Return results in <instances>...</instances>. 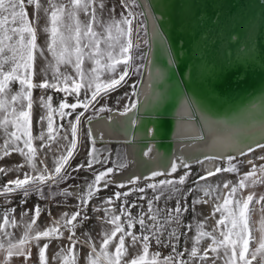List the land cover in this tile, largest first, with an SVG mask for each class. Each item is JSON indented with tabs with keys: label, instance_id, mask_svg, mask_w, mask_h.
Masks as SVG:
<instances>
[{
	"label": "snow or ice",
	"instance_id": "snow-or-ice-1",
	"mask_svg": "<svg viewBox=\"0 0 264 264\" xmlns=\"http://www.w3.org/2000/svg\"><path fill=\"white\" fill-rule=\"evenodd\" d=\"M34 8L33 18L30 20L27 12V7ZM105 5L103 0L97 3V0H48V7H44L41 0H0V126L4 127L8 133L9 140H5L4 146L0 149V158L10 154L9 148L19 152L26 158V161L31 164L33 172L38 174L30 175L24 173L23 179L17 178L9 181L0 193L8 194L20 190L27 197L33 190L40 192L43 196L41 185L47 184L49 181L58 184L60 181L67 178V173L62 174L65 165L69 158L73 155V150L77 147V126L81 123V117L84 112L88 111L90 106L94 107V102L99 103L97 99L100 96H107L109 91H114L116 87L121 86L122 82L126 83V77H129V69L132 74L139 72L141 66H134V56L132 49L135 47L131 35L133 32L132 22L135 14L129 12L128 15H121L120 19L110 18L108 22H104L102 17L98 18V9L102 11ZM124 7H128L127 4ZM43 10L48 17V24L44 31L49 34L47 41V51L51 53L53 61H49L45 69V79L40 83H34L35 76V61L37 56H44V49L38 43L37 25L39 22V13ZM83 14L87 19L81 20ZM97 29H100L99 31ZM103 45V47H102ZM142 58V57H141ZM90 61L92 67L85 69V61ZM123 64L124 70L116 76L109 79L101 80V74L105 70L116 72L117 65ZM7 66V67H6ZM61 66L65 68L71 67L72 73L67 71L62 72ZM48 69L52 70V82L47 79ZM18 82L20 90L15 94L11 92V84ZM131 97L138 95L136 84L132 86ZM34 88L49 89L63 92L65 97L74 96L76 102L67 103L66 99L61 101L58 108H53L51 104L52 97H41V105L46 111L45 116L40 117V122L47 121V136L44 131L36 137L41 141L47 139L48 142L56 140V129L53 127V113L58 112L61 118L71 116L72 112H66V109L75 111L78 107L84 111L79 112L75 117V122H70L71 135L73 139L69 142L66 153H62L55 161V167L49 171L47 166L43 169H38L33 163L38 149L33 146L32 126V90ZM84 91V99L81 100V90ZM90 93V95H89ZM124 106L122 115H126L137 108V101L132 100ZM26 100V106L23 101ZM17 101L21 103L18 105ZM19 108V110H18ZM106 108V106H105ZM105 108H100L99 111H104ZM111 111V109H107ZM264 117V96L252 101L248 107L241 110L239 113L233 114L230 118L213 119L207 117L208 123L215 126L224 127H245L251 130V126L247 121L256 113ZM89 121L91 117L88 118ZM135 121H133L134 123ZM13 125L15 131L9 132L8 126ZM60 128L63 125H59ZM260 139L264 140V119L261 120V126L258 132ZM91 137V129L88 131ZM23 139V148L19 146V141ZM64 139H67L65 136ZM197 139H204L203 136H198ZM93 147L89 152L87 167L92 168L93 163H100V160L95 155V141L92 140ZM239 141L233 140L230 136L224 138H216L209 144L221 154L227 150H235ZM227 145V147L223 146ZM257 148L264 149V143H257ZM27 149V151H25ZM150 151V150H149ZM255 149L248 148V152H253ZM147 154V153H145ZM246 153L241 152V155ZM226 159L228 167H215L214 169L206 170L204 175H201L194 184L199 185L200 181H207L209 177L216 176L221 172H238L237 165L233 163L235 156L223 155L205 156L204 160L214 161ZM264 160V156L260 157ZM197 163H203V160H198ZM252 164L251 170L241 176L238 183L231 185V182L223 184L224 189H228L225 195H218L216 199L220 201L215 205L214 213H220L221 218L217 220V228L212 232L203 231V223L197 225V235L194 237V244L190 250L191 258H199L201 261L209 259V252L213 253L211 258L212 264H216L217 259L223 258L224 264H264V195L257 198L254 191H249L247 195H243V190L254 188L256 185H264V163L259 166ZM127 165L120 163L119 168H124ZM23 167L18 165L17 168ZM79 167L83 168L84 165ZM178 167L185 169L190 168V164L182 158L172 162L170 165L171 172L177 171ZM114 168H107L94 174V180L89 183L87 191L78 195L81 204L87 205L95 192L99 191V185L103 181L104 187L114 183L109 176L114 171ZM6 169L0 168V173L6 174ZM163 175L161 172H152V178ZM190 172H185L178 180L164 179L158 183H149L147 188L152 189L155 195L148 201V210L146 213H141L138 217H133L127 207L122 206L120 214L116 215L114 209H104L110 218H105V222L112 225L110 231L104 233L102 245L97 251L94 244H91V252L87 256L88 264H188L182 259L183 253L176 252V245L172 244L173 240L179 241L178 229L181 225L180 217L184 212L188 211V206H182L181 200H186L187 195L194 191H200L204 197L213 195L219 190V185L213 189L211 186H202L199 188H189L187 192L183 191V185L186 183ZM140 177H132L127 181V184L133 185L127 192H116L114 198L119 200L124 197L123 205H127V197L132 192L144 193V187H136ZM10 185H14L11 187ZM120 188L126 187L125 183L118 185ZM172 199L177 197L176 206L172 209H160L154 207V202L159 201L161 197ZM241 193L240 195H237ZM65 196L72 195L67 189L62 193ZM143 199L144 197H140ZM260 205L250 207L253 202ZM107 204L113 203V197L108 198ZM207 203V200L201 198L193 199L192 206L195 210V205ZM133 207L136 205L133 204ZM79 207V206H78ZM14 211V210H13ZM259 211L261 219L259 235H253V229L250 227L252 213ZM41 209L36 206L34 209V218L30 223L25 224V231L22 238L14 240L12 233L4 230L5 226L11 224L16 226L15 221H10L9 216L5 213L3 224L0 225V264H9L13 257H24L26 260L30 258V243L36 242L38 246L39 264H48L46 257V249L48 244L45 243L39 247V240L43 238H60L63 236L61 225H63L71 234L68 236L70 241H73L72 247L67 249L72 252L78 241L74 240L76 224L78 217L86 220L87 216H82L80 210L74 212L69 217L68 213L63 214L60 221H53V226L43 231L33 232V225L36 224V218L39 217ZM126 217L125 223H121V217ZM147 217V221L145 219ZM150 221V223H149ZM127 225V229L125 227ZM139 224L141 232L137 235L132 229ZM175 224L176 227H171ZM71 226L70 228L68 226ZM220 226H223L222 228ZM191 230V225L188 226ZM169 229H171L169 231ZM218 235L214 234L217 233ZM167 233V242L172 247L175 255L159 259L160 253H153L149 256L150 241L155 240L157 244H162L165 241L162 237ZM119 234V236H118ZM118 236V239H117ZM208 237L211 239V244L200 254L199 244L202 238ZM126 238H129V244L126 246ZM115 241L114 251L110 252L109 245ZM87 243V241H85ZM139 245L142 249V254H136L130 258L129 247L135 248ZM250 245H254L251 246ZM62 252L65 250L62 249ZM187 251V249H186ZM58 257L60 254H57ZM64 264H69V257H64ZM71 264H76V258L71 257Z\"/></svg>",
	"mask_w": 264,
	"mask_h": 264
},
{
	"label": "bare ground",
	"instance_id": "bare-ground-1",
	"mask_svg": "<svg viewBox=\"0 0 264 264\" xmlns=\"http://www.w3.org/2000/svg\"><path fill=\"white\" fill-rule=\"evenodd\" d=\"M137 1L145 17L149 48L134 97L137 108L126 115L113 109L88 123L92 139L106 146L124 144L135 163L133 170L114 182L147 178L154 171L167 173L178 158L195 164L201 175L220 162L227 163L226 159L204 160L206 155L235 156L249 172L248 161L256 164L253 154L264 156V149L256 147L264 143L258 134L264 117L258 112L253 115L247 121L251 130L210 125L206 118H230L264 96V0ZM216 39L219 43L213 49ZM228 136L239 141L235 150L221 154L209 146L212 140ZM249 147L255 151L248 152ZM147 149L150 157L145 156ZM218 175L200 181L199 187L211 186ZM226 182H231L229 177L219 181L218 195L228 192L223 188ZM201 197L207 200L198 204L202 207L213 203L215 208L220 203L214 193L204 197L199 191L197 198ZM91 244L82 242L85 252H91ZM209 244L210 238H202L198 247L203 251ZM205 261L212 264L211 258Z\"/></svg>",
	"mask_w": 264,
	"mask_h": 264
},
{
	"label": "rangeland",
	"instance_id": "rangeland-1",
	"mask_svg": "<svg viewBox=\"0 0 264 264\" xmlns=\"http://www.w3.org/2000/svg\"><path fill=\"white\" fill-rule=\"evenodd\" d=\"M100 0H97L99 3ZM41 3L44 7H48V0H41ZM105 5L104 9L100 11L98 9L97 16L98 18L103 19L104 22H108L110 18L120 19L121 15H128L129 12L135 14V18L132 22L133 32L131 35V39L135 45L132 49V55L134 56L133 65L141 66L140 70L136 74H132V70L129 69L130 75L126 77V83L121 84V86L116 87L114 91H109L107 96H100L97 99L99 103L94 102V107L90 106L88 111L84 112V116L81 117V123L77 126V147L73 150V155L69 158L68 163L65 165V169L62 170V174L67 173V178L65 180L60 181L58 184L51 183L49 181L47 184L41 185V189L43 192V196L38 191H31L27 197L23 195V192L17 190L12 193L2 194L0 193V225L3 224V217L5 213L8 214L10 221H15L16 226L13 227L11 224L5 226L4 230L12 233V238L14 240H19L22 238L23 233L25 231V224L30 223L34 218V209L36 206H39L41 209L40 215L36 218V224L33 225V232L39 230L43 231L47 228L53 226V221L62 220L63 214L68 213L69 217L72 213L80 210L82 212V216H87L88 219L84 220L81 217L77 218V221L73 223L76 224L75 228V237L74 240L78 241L76 243L75 248L72 252H68L67 249L72 247L73 241L65 237V235H70L71 233L61 225V231L63 232V236L60 238H41L38 242L39 247H42L45 243L48 244V248L46 249V257L48 264H64V257H69V264H71V257L74 255L76 258V264H88L87 256L89 252H85L83 249L82 242L90 241L93 243L97 249L100 250L102 245V240L104 238V233L106 231H110L113 227L112 225L105 222V218H110L109 215L104 211V209H114L115 214L119 215L122 206L127 207L131 212L133 217H138L142 212L146 213L148 210V201L153 198L155 193L152 189L146 187L149 183H158L160 180L164 179H172L178 180L180 176L184 175L185 172H190V175L186 181V183L182 186L183 191L187 192L189 188H199V185L194 184V181L198 180L201 176V172L197 169L195 164H190V168L185 169L183 167H178L177 171L172 173L171 170L167 173H163V175L152 178V176L140 179L136 187H144L145 192H132L126 199L128 201L127 205H123L124 197L117 200L114 198V194L116 192H127L129 191L133 185L126 184V187L120 188L119 184L115 182L109 184L107 187H104L103 181L99 185V191L95 192L91 200L87 205L81 204L78 199L79 194H83L87 191V185L94 180V174L99 173L100 171H104L107 168L118 169L120 163H125L127 166L124 168H119L110 174L109 178L114 181V179L119 175H124L125 173L131 171L135 167L134 161H131L128 157L127 148L124 144H114L112 146H106L98 142V140H94V147L96 149L95 155L100 160V163H93L91 169L87 167L89 152L93 147L92 137H89V117H91L90 121L96 120L100 117L106 116L110 114L113 109L124 110V106L130 103V97L132 93V85L136 84V90L138 91L139 85L143 78L144 66L146 63V56L149 50L146 31V22L139 2L137 0H103ZM127 4L128 7H124ZM27 12L29 19L33 18L34 8L32 6L27 7ZM39 22L37 25V34L38 45L44 49V56H37L35 61V76L34 83H40L45 79V69L49 61H53L51 53L47 51V41L49 39V34L44 31V29L49 26L48 17L44 14L43 10L39 13ZM81 20H86L87 18L81 14ZM98 31L100 29H97ZM138 40V41H137ZM103 47V45H102ZM142 57V58H141ZM90 61H85V69L92 67ZM7 67V66H6ZM62 72L72 73L73 69L69 66L65 68L61 66L60 69ZM124 70L123 64L117 65L116 72L113 73L111 71L105 70L101 74V80H106L111 78L112 76H116L118 78V74ZM47 79L52 82V70L48 69L47 71ZM11 92L15 94L20 90V85L18 82L11 84ZM90 95V93H89ZM52 97L51 104L53 108H58V105L61 101L65 100L67 103L71 104L76 102V98L74 96H67L60 91H56L52 88L49 89H41L34 88L32 90V126L31 131L33 135V146L38 149L37 155L33 161L37 165L38 169H43L47 166L49 171L53 170L55 165V161L59 158L62 153H66L67 147L69 146V142L73 139L71 135V127L70 122H75V117L79 112L84 111L83 108H77L75 111L71 109H66V112H72L71 116H65L61 118L58 112L53 113V127L56 129V132L53 134L56 135V140L54 142H48L47 139L45 141H41L36 139L41 133L44 131L47 136V121L45 120L43 123L40 122V117L46 115V109L41 105V97H44L45 100L47 97ZM81 100L84 99V91L81 90L80 97ZM134 100V97H131ZM21 102L17 101L19 105ZM23 104L26 106L27 101L24 100ZM98 105V106H97ZM106 106V108H105ZM100 108H105L104 111H99ZM107 109H111L108 111ZM19 110V108H18ZM2 119V116H0ZM59 125H63L62 128ZM9 132L15 131V127L13 125L8 126ZM67 139H64V137ZM5 140H9L8 133L5 132L4 127L0 126V149L3 148ZM11 144V141L9 140ZM19 146L23 148V139L18 142ZM14 147V146H12ZM12 147L9 148L10 154L8 156H2L0 158V168L6 169L5 173H0V190L5 185L9 184V181L20 178L23 179L24 173H29L30 175H36L38 173L33 172L31 164L26 161V158L22 156L19 152L13 151ZM147 149L145 151V156L150 157L151 151ZM27 151V149H25ZM253 158L255 159V165L259 166L264 162H260V157L258 154H253ZM258 162V163H257ZM234 164L237 165L239 169L238 172H221L219 173V177L211 182V187L215 189V186L219 184L222 177H229L231 181V185H235L238 183L239 179L243 175V173H247L244 164L240 158H236L233 161ZM18 165H22L23 167L17 168ZM80 165H84L83 168L79 167ZM219 167L225 168L228 167V163L221 164L219 163ZM14 187V185H10ZM67 189L72 195L65 196L62 193ZM249 191H254L257 194V198L260 195H264V185H256L251 189H244L243 195H247ZM218 191L214 192V196H217ZM238 193L237 195H240ZM161 197L159 201L154 202L155 208L160 209H172L176 206L177 197H173L172 199ZM113 197V203L111 205L107 204L106 201L108 198ZM140 197H144L141 199ZM199 197V191H194L191 194L187 195L186 200H181V204L188 206V211L184 212L181 219V225L178 229L179 233V241H172V244L176 245V252L183 253L182 259L187 261L188 264H209L207 261H201L198 257L191 258L190 250L193 247L194 240L193 234H197V225L203 223V231L212 232L214 228H217V220L221 218L220 213H214V204L211 203L209 207H202L199 205H195V210H193L192 201L193 199H197ZM136 206L133 207L132 205ZM79 206V207H78ZM256 207L257 209L260 205L253 202V205L250 207ZM214 208V209H213ZM14 210V211H13ZM257 212V211H256ZM254 213H252L254 217ZM147 221V217H145ZM126 217H121V223H125ZM252 217L250 222V227L252 228ZM150 223V221H149ZM189 225H191V230H189ZM71 227L70 225L68 226ZM126 230L127 225L125 224ZM171 227H176L175 224L171 225ZM221 228L223 226H220ZM171 229H169L170 231ZM137 235L142 231L139 224L136 225L134 229H132ZM218 235L217 233H214ZM119 236V234H118ZM117 236V239H118ZM207 238V237H204ZM165 241L162 244H157L155 240L150 241L149 247V256L153 253H160L159 259H163L168 257L169 255H175L173 253L172 247L167 242V233L162 237ZM67 240V241H66ZM129 244V238H126V246ZM115 246V241L109 245V251L113 252ZM254 246V245H250ZM65 251L62 252L61 250ZM187 249V251H186ZM200 250V254H202V250ZM30 252L31 256L27 260H19L13 258L9 261V264H39L38 259V246L36 242L30 243ZM60 254L58 257L57 254ZM136 254H142V249L139 245L135 248L129 247V256L130 258L135 256ZM213 253L209 252V258L213 257ZM208 260V259H207ZM216 264H224L223 258L217 259ZM255 264V261L253 262Z\"/></svg>",
	"mask_w": 264,
	"mask_h": 264
},
{
	"label": "crops",
	"instance_id": "crops-1",
	"mask_svg": "<svg viewBox=\"0 0 264 264\" xmlns=\"http://www.w3.org/2000/svg\"><path fill=\"white\" fill-rule=\"evenodd\" d=\"M260 219H261V216H260L259 211L255 212L254 217L252 215V220H253L252 221L253 222L252 229H253V235L254 236H258L259 235L257 229L259 228V221H260ZM13 258L19 259V260H25L24 257H13ZM255 264H257V262H255Z\"/></svg>",
	"mask_w": 264,
	"mask_h": 264
},
{
	"label": "water",
	"instance_id": "water-1",
	"mask_svg": "<svg viewBox=\"0 0 264 264\" xmlns=\"http://www.w3.org/2000/svg\"><path fill=\"white\" fill-rule=\"evenodd\" d=\"M213 49H216V47L218 46V43H219V39H216L215 42H213ZM230 79L232 78L231 75H229ZM256 78V77H255Z\"/></svg>",
	"mask_w": 264,
	"mask_h": 264
}]
</instances>
